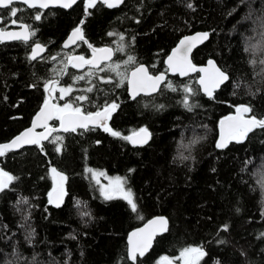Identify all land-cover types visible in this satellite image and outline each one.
<instances>
[{
  "label": "trees",
  "instance_id": "trees-1",
  "mask_svg": "<svg viewBox=\"0 0 264 264\" xmlns=\"http://www.w3.org/2000/svg\"><path fill=\"white\" fill-rule=\"evenodd\" d=\"M13 7L17 17L0 9V27L17 26L11 24L17 19L35 35L27 42H0V143L30 125L48 97L45 85L53 81L56 95L62 87L73 88L70 95H57L60 107L72 103L95 112L114 101L119 107L109 127L122 136L147 128L151 137L133 144L100 127L61 132L54 118L48 140L7 151L0 168L16 179L0 191V264H155L162 255L176 262L190 247L206 253L201 264H264V129L223 149L216 144L220 118L238 105L264 117V54L246 50L262 42L264 0H123L117 7L97 0L93 8L80 0L69 9ZM80 24L89 44L115 49L111 62L83 70L67 63L73 52L89 56L85 42L63 46ZM199 30L209 37L192 53L194 64L213 58L229 75L212 98L201 90L197 72L169 75L157 93L133 99L129 71L145 63L151 73H167L171 49ZM37 42L46 51L33 60ZM81 75L84 80L74 79ZM168 83L177 90L166 88ZM185 86L194 90L187 94L195 105L191 110L182 103ZM80 95L89 99L76 101ZM53 168L66 177L58 206L50 198L57 184ZM93 168L123 175L137 211L124 198L106 199ZM158 214L168 218L167 231L147 254L131 260L129 232Z\"/></svg>",
  "mask_w": 264,
  "mask_h": 264
},
{
  "label": "snow or ice",
  "instance_id": "snow-or-ice-1",
  "mask_svg": "<svg viewBox=\"0 0 264 264\" xmlns=\"http://www.w3.org/2000/svg\"><path fill=\"white\" fill-rule=\"evenodd\" d=\"M17 2V0H0V9H6L10 17H17V12L19 9L13 7V5ZM23 3L29 5L32 8H46L50 4H61L63 7H70L76 0H22ZM101 3L106 4L108 7H117L119 4L123 3V0H100ZM97 4V0H87V8H93ZM188 7H192L191 4ZM41 17L39 14L35 15L34 19L39 20ZM3 23V17H0V24ZM12 25H17L18 27L22 28L23 31L20 32H13L7 31L6 29L0 27V42L5 39L11 40H21L27 42L30 37L35 35L34 31H30V26L27 24H21L17 19H11ZM207 33H201L197 36L193 37H185L183 40L180 41V45L177 49L173 51L172 56L168 58V65L169 69L172 71H179L181 75H187L190 71H199L204 73L203 76L199 78L198 83L203 86V91L208 95V97L212 98L213 91L219 87L224 81L228 80V76L225 72L221 71L217 68L214 62L209 61V68H197L195 65L191 63L188 59L189 53L192 51V48L195 47L196 43L202 42L203 40L207 39ZM83 40V33L81 29L77 27L72 36L69 39V42L66 43L65 47L69 46L70 44L76 43V40ZM123 39V37H121ZM251 54H255L257 52L264 54V36H262V42L260 44H249L248 49ZM44 48L39 43L35 44V48L32 51L31 58L33 60L37 59L39 53L43 52ZM96 51L95 49L93 50ZM106 54L104 59H110L112 55L111 49H102L100 50ZM55 59V57H53ZM76 61V62H73ZM128 62H134L132 57L128 58ZM67 63H70L73 68H80L82 65H93L96 66L97 61L93 59H85L83 56L79 57H69ZM253 63H256L254 60ZM264 63V61H261ZM118 68L119 66L116 65ZM137 73L142 74L139 80L136 79ZM119 74V73H118ZM92 73H89L91 76ZM132 83H133V91L131 93V97L133 99L136 98L137 95L140 94L141 91L145 92L146 94H150L152 92H156L159 89V85L165 81L164 74H160L157 76H150L148 75V71L144 66H138L134 72H132ZM75 80H84L85 76L81 75L78 77H74ZM90 82V81H89ZM110 82V81H104ZM57 82L53 81L49 84H46L45 87L51 94L54 85ZM166 88L171 89L172 91H176L177 89L172 86L171 83L165 85ZM61 93V98L64 95H70L73 92V88L71 86L62 87L59 89ZM87 92H92L93 88L89 87ZM185 93L184 99L182 103L186 108L191 110L195 105L188 103V95L192 94L194 90L190 86H185L183 89ZM76 101H86L88 100V96L80 95L74 97ZM45 108H48V102L45 101ZM119 105L116 102L106 103L101 107L100 110L96 112H88L83 113L80 107H73L72 103H66L62 107L53 105L52 111H49L45 114L44 110L42 109L40 115L37 116V120L40 119V116H44L45 120L47 119H58L61 122V128L65 132H77L78 129L80 130H93L95 127L102 128L105 132L110 133L112 136L122 138L124 140L130 141L133 144H144L147 143L148 139L150 138L151 134L148 132L147 128H141L138 131L134 132L130 136H122L119 131L113 130L109 127L107 121L111 119L112 113H114L118 109ZM162 107V106H161ZM237 115L234 117H228L227 119L232 121L233 123L229 124L227 133L224 134L222 132L221 140L217 143L218 148H224L227 146V143L231 140H236L237 142H241L244 138L247 137L248 133L253 131V129L259 128L264 129V118H257L255 114L245 117V114L251 113L252 109L248 106H238L236 108ZM223 121L221 125L223 126ZM35 127V124L33 125ZM52 131V130H50ZM32 133V129H29L21 134V136L16 137L13 141L8 144L0 145V157L6 155L7 151H10L14 148L21 147L23 144H40L41 140L48 139L47 136L40 134L39 136L30 135ZM81 134H83L81 132ZM61 137H56L55 141H60ZM42 148V145H41ZM60 151L59 148L56 149ZM91 171V169H89ZM52 172L60 176L61 181L65 180L66 177L62 176L60 173L56 171L55 168L52 169ZM98 175H103V173H98ZM16 177H13L11 174L3 171L0 169V191H3L8 185L14 180ZM115 189L114 191H118L123 194L124 199L127 200L128 204L131 207L133 212L137 211V205L133 200V196L131 190L125 191L123 188L124 181L117 177L114 181ZM51 195V194H50ZM106 199H112L113 196L107 190L104 192ZM58 206V205H57ZM149 229L150 231L147 232V235L142 240L138 241H131L132 248L130 253V258L133 261H136L137 255L143 257L151 246V239L156 234V231H167V220L163 217H159L149 222ZM228 226L224 225L223 230L227 231ZM140 233H144L145 229L138 230ZM138 235L137 232L132 233L133 237ZM223 243V241H221ZM201 248L199 247H190L185 248L181 252V258L184 259V264H198L199 260L205 255ZM161 264H172V261L168 257L161 258Z\"/></svg>",
  "mask_w": 264,
  "mask_h": 264
},
{
  "label": "water",
  "instance_id": "water-1",
  "mask_svg": "<svg viewBox=\"0 0 264 264\" xmlns=\"http://www.w3.org/2000/svg\"><path fill=\"white\" fill-rule=\"evenodd\" d=\"M79 1H80V0H76V2L73 3L70 7H63V6H61V4L57 3V4H50L48 7H46V8H42V9H47V8H49V7H62V8H65V9H69V8H72L74 5H76ZM16 3H22V4H25V3L22 2V0H17ZM25 5L28 6V7H30V6L27 5V4H25ZM30 8H32V7H30ZM37 8H39V7H37ZM23 24H27V23H23ZM27 25H28V24H27ZM77 27H79V28L81 29V32L83 33V37H84L83 40H85V36H84V31H83V27H82V25L80 24V25H78ZM77 27H75L74 29H72V30L70 31V33H69V34L66 36V38L64 39V41H63V46H64V47H65L66 43L69 42V39H70V37L72 36L73 31H74ZM4 29H6L7 31H13V32H20V31H23V29L20 28V27H18V26L8 27V28H4ZM30 31H31V29H30ZM201 33H207V34H208V37H209V33H208V31L199 30V31H195V32H193V33H189V34H187V35H184L183 37L180 38V40H179V41L177 42V44L171 49V51L169 52V54H168L167 57H166L165 62H166L167 70H168L167 73L164 72V71L159 72V73H151V72H149V69H148V67H147V65H146L145 63H140V64L136 65L135 67H133V68L130 70V72H129V76H128V92H129L130 96H131V93H132V91H133V83H132L133 77H132L131 74H132V72H134V71L136 70V68H137L138 66H144V67L147 69V71H148V75L153 76V77H154V76H157V75H160V74H164V76H165V81L167 80V77H168L169 75H178V76H180V77H186V76H188V75H191V74H194V73H197V72H198V73H199L198 81H199V78H200L201 76H203L204 73L199 72V71H190V72H188L187 75H181L180 72H179L178 70H177V71H172L171 69H169L168 58H169L170 56H172L173 51L179 47V45H180V41H181V40H183L185 37H193V36H197L198 34H201ZM208 37H207V39H208ZM30 38H31V37H30ZM207 39L203 40L202 42H198V43H196L195 47H193V48H192V51L189 53V55H188V59H189V60L191 61V63H192L193 65H195L197 68H209L210 71H211V69H210V66H209V61H212V62H214L215 66H216L217 68H219L221 71L225 72V71H224V70H223V69L217 64V62H216L213 58L207 60V61H206L205 63H203V64H198V65H197V64H194V62H193V60H192V53L194 52V50H195L197 47H199L200 45H202ZM12 41H16V40L5 39V40H3L2 42H12ZM78 41H79V39L76 40V43H77ZM37 43H39V44H40L41 46H43V48H44V51L41 52V53H39L38 56H37V57H40L41 55H43V54L45 53V51H46V46H45L44 44L40 43V42H37ZM76 43H74V44H70V43H69V46H67V47H65V48H72V47H74V46L76 45ZM87 43H88V42H87ZM35 44H36V43H35ZM35 44H33V46H32L31 56H32V51H33V49L35 48ZM88 44H89V43H88ZM89 47H90V50H91V55H90V56H85V55L80 54V53H73V54H71L69 57H79V56H83L85 59H93V60H96V61H97L96 66H93V65H82L80 68H75V69H77V70H83V69H85V68H87V67H99V66H101V65H102L103 63H105V62L111 61V60L114 58V56H115L114 48H113L112 46H110V45H104V46H93V45L89 44ZM94 49L96 50L95 52L93 51ZM102 49H111V50H112V55H111V58H110V59H104V57L106 56V54H105L104 52L100 51V50H102ZM69 57H68V58H69ZM73 62H76V61H73ZM68 64H69L70 66H72L70 63H68ZM225 73H226L227 76L229 77L228 73H227V72H225ZM141 76H142V74L137 73V77H136V79L139 80V79L141 78ZM165 81H163V82L159 85V89L161 88L162 84L165 83ZM225 82H227V80L224 81L222 84H220L219 87H217V88L213 91V95H214L215 91L218 90V89H220V87H221ZM198 84H199V83H198ZM199 86H200L201 90L203 91V86L200 85V84H199ZM159 89H158L156 92H152V93H150V94H146L145 92L141 91L140 94L151 95V94L157 93V92L159 91ZM203 93H205V92L203 91ZM140 94H139V95H140ZM205 94H206V93H205ZM206 95H207V94H206ZM207 96H208V95H207ZM45 101L48 102V108H45V107H44V105H45ZM45 101L43 102V104L41 105V107L36 111V113H35L34 116L32 117V120H31V123H30L29 126H27L26 128H24L21 132H19V133L16 134L15 136H13L11 139H9V140H7V141H4V142H1L0 145L10 143V142L13 141L16 137L21 136L22 133H24L25 131H27V130H29V129H32V133H31L30 135L39 136L40 134H43L44 136H47L48 139H49V138L53 135L54 130H55V127L52 125V121H53L54 118L45 120L44 116H40V119L37 120V116L40 115L42 109L44 110L45 114H47L49 111H52V110H53V109H52V106H53V105H57V106H59V104L55 101L54 93L51 92V94H49V91H48V97L46 98ZM241 105L248 106L247 104H240V105H238V106H241ZM238 106H237V107H238ZM237 107H236V108H237ZM82 112L85 113V114L88 113V112H84V111H82ZM95 112H96V111H95ZM236 115H237V112H236V109H235L233 112H230V113H228V114H226V115H224V116H222V117L220 118V120H219V124H218V138H217V142H216V144H217L218 142H220L222 132H223L224 134H226V133H227V130H228V127H229V124H230V123H233L232 121L228 120L227 118H228V117H234V116H236ZM111 116H112V115H111ZM248 116H251V115L248 114V113L245 114V117H246V118H247ZM257 118L259 119V117H257ZM263 118H264V117H263ZM222 121L224 122V123H223V126L221 125V122H222ZM107 123H108V125H109L110 120H108ZM34 124H35V127H33ZM50 130H52V131H50ZM56 130L61 131V132H65V131H63V129L61 128V122H60V121H59V125L56 127ZM147 130H148V129H147ZM135 132H136V131H135ZM148 132L150 133L149 130H148ZM133 133H134V132H133ZM133 133H131L130 135H132ZM150 134H151V133H150ZM130 135H129V136H130ZM150 137H151V136H150ZM48 139L41 140L40 142H42V141H46V140H48ZM149 139H150V138H149ZM149 139H148V140H149ZM228 143H229V142H228ZM228 143H227V145H228ZM137 144H140V143H137ZM32 145H35V144H28V143H25V144H23V146H21V147H17V148H14V149H12V150H10V151H17V150H19V149H21V148H23V147H25V146H32ZM226 147H227V146H226ZM224 148H225V147H224ZM221 149H223V148H221ZM58 173H60V174L63 176V174H62L61 172H58ZM56 177H57V184H56V186L54 187V189L51 191V193H50V194H51V195H50V198H51V201H52L55 205H60L61 202H62V200H63V196H64L63 182L61 181L60 176H57V175H56ZM159 217H163V218H165V219L167 220V229H168V227H169V221H168V218H167L165 215L158 214V215H155V216L151 217V218L148 219L145 223H143L142 225H140V226H138V227L132 229V230L129 232L128 237H127V243H128V254H129V256H130L131 248H132V243H130V240L133 241V242H135V241L142 240L143 238H145L146 235H147V232L150 231V229H149V222L152 221V220H154V219H157V218H159ZM140 229H145L146 231H145L144 233H140V232L138 231V230H140ZM134 232H137V233H138V235H137L136 237H133V236H132V233H134ZM164 232H166V231H159V230L156 231V234H155V235L152 237V239H151V246L148 248V250L146 251L145 254H147V253L150 251V249H151V247H152V245H153V243H154V240H155L156 236H157V235H160V234H163ZM137 256H138V255H137ZM164 257H167V256H164ZM168 258H169V257H168ZM169 259H170V258H169ZM170 260H171V259H170ZM171 261H172V264H177L175 261H173V260H171Z\"/></svg>",
  "mask_w": 264,
  "mask_h": 264
},
{
  "label": "rangeland",
  "instance_id": "rangeland-1",
  "mask_svg": "<svg viewBox=\"0 0 264 264\" xmlns=\"http://www.w3.org/2000/svg\"><path fill=\"white\" fill-rule=\"evenodd\" d=\"M52 92L54 93V97H55V101H56L57 95L58 94L61 95V93L59 91V93L56 95L53 90H52ZM92 172H93V175H94L95 179L98 181L97 182L98 185H99L98 187H99V190H100V192L102 193L103 196H104V192L107 190L108 192H110L112 194L113 197H121V198H124L122 193H120L118 191H114V189H115V183H114V181H115V179L117 177L121 178L124 181L123 188H124L125 191H127V190L130 189L126 185L125 178H124L123 175H120V174H111V173H108L107 171H105L103 169H99V168H93L92 169ZM98 173H103V175H98ZM131 193H132L133 200H134V195H133L132 190H131ZM134 202H135V200H134ZM183 250L184 249H182L180 251V253L177 255V257H178V261H176L177 264H184V259L181 258V252ZM164 256H166V255H162L161 257H159L155 264H161V258L164 257ZM167 257H169V256H167ZM201 260H202V258L199 260L198 264H201Z\"/></svg>",
  "mask_w": 264,
  "mask_h": 264
},
{
  "label": "flooded vegetation",
  "instance_id": "flooded-vegetation-1",
  "mask_svg": "<svg viewBox=\"0 0 264 264\" xmlns=\"http://www.w3.org/2000/svg\"><path fill=\"white\" fill-rule=\"evenodd\" d=\"M80 42H85V43H87L86 38H85V40H79V41L76 43V45H78ZM76 45H75V46H76ZM87 45H88V48H89V51H90V53H89V56H90V55H91V50H90V47H89V44H88V43H87ZM75 46H74V47H75ZM72 48H73V47H72ZM114 52H115V49H114ZM73 53H76V52H73ZM73 53H71V54H73ZM71 54H70V55H71ZM70 55H69V56H70ZM114 57H115V56H114ZM113 59H114V58H113ZM113 59H112V60H113ZM112 60H111V61H112ZM111 61L105 62V63H103L102 65L107 64V63H109V62H111ZM102 65L99 66V67H91V68H100V67H102ZM129 72H130V71H129ZM128 76H129V75H128ZM127 85H128V78H127ZM127 87H128V86H127ZM140 95H141V94H140ZM112 116H113V113H112ZM112 116H111V119H112ZM111 119H110V121H111ZM109 125H110V123H109Z\"/></svg>",
  "mask_w": 264,
  "mask_h": 264
}]
</instances>
